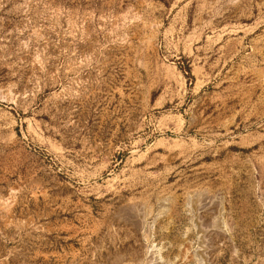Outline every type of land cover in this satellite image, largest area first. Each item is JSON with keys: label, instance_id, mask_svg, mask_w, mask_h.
I'll list each match as a JSON object with an SVG mask.
<instances>
[{"label": "rangeland", "instance_id": "1", "mask_svg": "<svg viewBox=\"0 0 264 264\" xmlns=\"http://www.w3.org/2000/svg\"><path fill=\"white\" fill-rule=\"evenodd\" d=\"M263 171L264 0H0V264H264Z\"/></svg>", "mask_w": 264, "mask_h": 264}, {"label": "bare ground", "instance_id": "2", "mask_svg": "<svg viewBox=\"0 0 264 264\" xmlns=\"http://www.w3.org/2000/svg\"><path fill=\"white\" fill-rule=\"evenodd\" d=\"M261 175H263L262 176V179H264V171H263V173H261ZM230 229V228H229ZM228 228H227V230H226V232L229 230ZM230 232V231H229ZM227 236V235H226Z\"/></svg>", "mask_w": 264, "mask_h": 264}]
</instances>
